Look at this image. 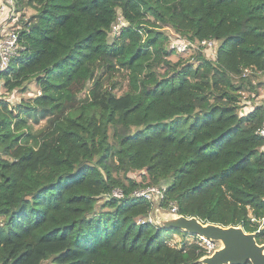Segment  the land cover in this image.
Masks as SVG:
<instances>
[{"label":"trees","instance_id":"16d2710c","mask_svg":"<svg viewBox=\"0 0 264 264\" xmlns=\"http://www.w3.org/2000/svg\"><path fill=\"white\" fill-rule=\"evenodd\" d=\"M16 2L35 14L0 73V264H201L199 241H168L190 233L148 221L171 204L264 244V104L240 113L264 88V0ZM166 28L216 47L172 62ZM119 70L134 84L121 96ZM32 82L16 111L6 95ZM152 186L164 197L133 196Z\"/></svg>","mask_w":264,"mask_h":264},{"label":"built area","instance_id":"2783aa9c","mask_svg":"<svg viewBox=\"0 0 264 264\" xmlns=\"http://www.w3.org/2000/svg\"><path fill=\"white\" fill-rule=\"evenodd\" d=\"M16 3V0H0V73L8 69L12 59L16 57L19 49H21L19 42V30L22 27L20 22L21 12L17 11ZM124 24L125 22L119 16L111 25V34L119 36L121 34V28ZM173 35L174 37L169 43V50H172L177 54H185L195 49H202L205 52H213L217 44L215 40H203L196 44L180 38L179 35L175 33ZM3 91L4 80L0 75V97ZM257 133L264 137V119ZM165 191V187H145L143 189L135 190L133 192V196L150 200L155 194L164 197ZM112 196L122 197L123 194L122 191L115 190L112 192ZM177 211L178 209L175 204H171V212L175 214ZM148 221H152L150 216L148 217ZM199 238H201L199 243L204 247V249H206L208 256L212 255L216 250L222 247L221 242L202 237Z\"/></svg>","mask_w":264,"mask_h":264},{"label":"water","instance_id":"95a60500","mask_svg":"<svg viewBox=\"0 0 264 264\" xmlns=\"http://www.w3.org/2000/svg\"><path fill=\"white\" fill-rule=\"evenodd\" d=\"M166 225L222 243L220 249L202 259V264H264V244H258L255 233H247L240 227L204 224L197 218L184 216Z\"/></svg>","mask_w":264,"mask_h":264},{"label":"rangeland","instance_id":"374dc122","mask_svg":"<svg viewBox=\"0 0 264 264\" xmlns=\"http://www.w3.org/2000/svg\"><path fill=\"white\" fill-rule=\"evenodd\" d=\"M34 14H35L34 10L25 9L24 11H21L20 16L22 17L21 18L22 21H24L23 19L25 20L29 19ZM163 31L165 34L169 35L170 39L173 38L172 37V34L174 33L173 30L166 28ZM189 57H192V53H188L185 56H181V55L174 53L169 57V60H171L172 62H177L179 58L188 59ZM155 66L159 73H163L165 71V68L163 67L164 65L161 61H159V58L156 59ZM100 74H102L103 77H106L108 75V73H105L102 69L96 70L93 78L87 81L86 86H85L86 88H84V90L80 94L81 97L86 96L90 92L93 86V79L97 78ZM112 75H113V78L111 80V83H114L116 85L115 93L117 94V96H121L124 93L134 88V84L130 81L125 71L119 70L113 73ZM39 90L40 89L37 87L35 82H32L31 84H29L26 92L23 93V92H20L19 90H16L12 93L7 94L6 97H7V100L10 102V106L16 109L17 111L18 109L23 108L22 106L21 107L19 106L21 103H23V101L34 98L39 93ZM263 94H264V88L259 89V94H256L255 92H253V95L248 92L244 93L242 103L245 106L243 110H241L240 113L242 114V113L248 112L252 109L253 106L262 104ZM44 125H45V122L42 121L40 124H34L33 127L34 129H38V128L43 127ZM143 173L144 171L132 172V173H129V176L132 177L133 179H136L137 181H141ZM152 217L151 218L153 221L155 222L157 221V222L164 223V224L177 218L175 217V214L171 215L168 212H166L165 209H160V213L158 214V216L154 214V216L152 215ZM200 239L201 238H199V236H196V235L193 236V235L188 234L186 236H183L181 234H172L168 241L171 245L180 247L183 245L184 242L189 243V242H194V241H201Z\"/></svg>","mask_w":264,"mask_h":264},{"label":"crops","instance_id":"0c3cea01","mask_svg":"<svg viewBox=\"0 0 264 264\" xmlns=\"http://www.w3.org/2000/svg\"><path fill=\"white\" fill-rule=\"evenodd\" d=\"M262 97H263V102H262V104H264V94H263V96H262Z\"/></svg>","mask_w":264,"mask_h":264},{"label":"clouds","instance_id":"9594fccd","mask_svg":"<svg viewBox=\"0 0 264 264\" xmlns=\"http://www.w3.org/2000/svg\"><path fill=\"white\" fill-rule=\"evenodd\" d=\"M205 258V257H204Z\"/></svg>","mask_w":264,"mask_h":264}]
</instances>
